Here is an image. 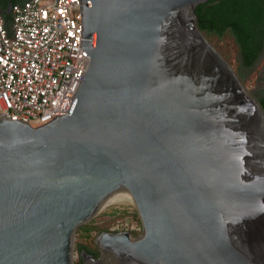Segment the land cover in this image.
I'll use <instances>...</instances> for the list:
<instances>
[{"label":"water","instance_id":"95a60500","mask_svg":"<svg viewBox=\"0 0 264 264\" xmlns=\"http://www.w3.org/2000/svg\"><path fill=\"white\" fill-rule=\"evenodd\" d=\"M208 1L80 0L69 114L0 118V264H74L130 201L140 235L99 234L85 264H264V109L200 30Z\"/></svg>","mask_w":264,"mask_h":264},{"label":"built area","instance_id":"2783aa9c","mask_svg":"<svg viewBox=\"0 0 264 264\" xmlns=\"http://www.w3.org/2000/svg\"><path fill=\"white\" fill-rule=\"evenodd\" d=\"M11 15L7 28L0 9V118L38 125L68 115L91 63L80 0H24Z\"/></svg>","mask_w":264,"mask_h":264},{"label":"trees","instance_id":"16d2710c","mask_svg":"<svg viewBox=\"0 0 264 264\" xmlns=\"http://www.w3.org/2000/svg\"><path fill=\"white\" fill-rule=\"evenodd\" d=\"M23 1L14 0L13 4ZM9 3V0L0 2L7 28H10L12 23V15L6 13ZM196 13L199 17L198 26L209 40L212 36H229L234 41L239 59L236 73L243 82L246 75L253 71L264 57V0H209L197 6ZM253 96L264 109V88ZM138 227L139 229L132 232L134 237L141 233L139 219ZM103 232H110V229L101 226L97 219L78 230L81 241L77 243L76 250L80 260L76 264H84L83 251L100 257L95 237Z\"/></svg>","mask_w":264,"mask_h":264},{"label":"rangeland","instance_id":"374dc122","mask_svg":"<svg viewBox=\"0 0 264 264\" xmlns=\"http://www.w3.org/2000/svg\"><path fill=\"white\" fill-rule=\"evenodd\" d=\"M209 40V39H208ZM210 43L220 52L225 60L232 66L236 72L238 59V50L234 41L229 37L218 38L212 36ZM264 57L256 68L246 75L243 84L248 92L256 94L264 88ZM138 213L134 201L127 202L113 211L100 225L109 228L110 232H133L139 229ZM140 220V219H139ZM131 224V225H130ZM142 227V226H141ZM96 238V237H95ZM81 241L80 236L76 235V245ZM80 260L79 253L76 250L74 264Z\"/></svg>","mask_w":264,"mask_h":264},{"label":"flooded vegetation","instance_id":"af4514ba","mask_svg":"<svg viewBox=\"0 0 264 264\" xmlns=\"http://www.w3.org/2000/svg\"><path fill=\"white\" fill-rule=\"evenodd\" d=\"M9 1H10V0H9ZM89 255L92 256V257H94V258H97V257H95L94 255H91V254H89ZM86 260H87V259H84V260H83L84 264H85Z\"/></svg>","mask_w":264,"mask_h":264}]
</instances>
